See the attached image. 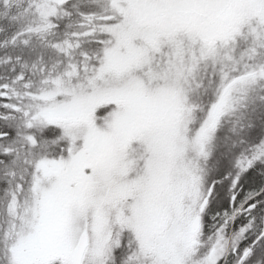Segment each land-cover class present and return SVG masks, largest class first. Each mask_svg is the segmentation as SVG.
<instances>
[{
    "label": "snow or ice",
    "instance_id": "snow-or-ice-1",
    "mask_svg": "<svg viewBox=\"0 0 264 264\" xmlns=\"http://www.w3.org/2000/svg\"><path fill=\"white\" fill-rule=\"evenodd\" d=\"M0 264H264V0H0Z\"/></svg>",
    "mask_w": 264,
    "mask_h": 264
}]
</instances>
